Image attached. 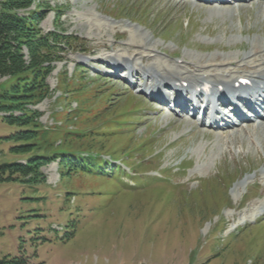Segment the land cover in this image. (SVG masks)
<instances>
[{
	"label": "rangeland",
	"instance_id": "374dc122",
	"mask_svg": "<svg viewBox=\"0 0 264 264\" xmlns=\"http://www.w3.org/2000/svg\"><path fill=\"white\" fill-rule=\"evenodd\" d=\"M37 3L47 6L38 23L43 33L82 41L50 63V95L0 108V166L54 152L97 158L91 170L68 171L56 159L41 165L39 176L0 179V259L264 264V122L210 132L196 119L162 111L137 90L143 83L131 86L122 72L108 73L116 68L112 56L131 54L145 65L134 52L148 40L155 47L150 62L172 67L184 55L243 53L264 42V0L243 4L224 20L209 15L215 6L193 0H34L20 13ZM139 26L147 33L133 29ZM233 37L238 40L229 42ZM13 81L1 78L0 92ZM23 115L32 118L27 125L7 120ZM52 118L56 125L49 127ZM103 158L109 164L97 163ZM9 172L0 170L4 178Z\"/></svg>",
	"mask_w": 264,
	"mask_h": 264
},
{
	"label": "trees",
	"instance_id": "16d2710c",
	"mask_svg": "<svg viewBox=\"0 0 264 264\" xmlns=\"http://www.w3.org/2000/svg\"><path fill=\"white\" fill-rule=\"evenodd\" d=\"M34 0H4L0 1V80L3 77L13 78L14 81L9 88L0 92V100L7 98V104H1L4 108L10 103L17 105L19 102L36 103L42 98L50 95L46 77L52 70V63L62 58L60 53L65 48L74 47L80 38L75 35L58 34L56 32L43 33L38 23L45 17V4L37 3L34 11L21 14L20 10L26 11ZM26 53V54H25ZM28 55V59L26 56ZM48 63L47 65H44ZM1 85V83H0ZM9 101V102H8ZM21 105L17 106L20 107ZM11 108V106H9ZM26 111V109H24ZM32 112L31 110H27ZM33 114H37L36 111ZM12 124L27 125L32 118L23 116L7 117ZM40 123H38L39 125ZM40 126H42L40 124ZM22 132V131H21ZM23 147H29L25 144ZM35 154L28 159L26 164L21 162L5 163L0 170L9 169V176L0 179H11L12 174L18 172L21 176L35 173L39 176L38 168L51 161L60 158L59 167H65L68 171L80 169L91 170L90 164L95 163L92 157L86 161L82 155L74 152H63L57 155ZM97 162L101 164L103 160ZM96 164V163H95ZM42 182L45 181L41 177ZM0 264H30L24 256L5 255L0 259Z\"/></svg>",
	"mask_w": 264,
	"mask_h": 264
},
{
	"label": "bare ground",
	"instance_id": "6f19581e",
	"mask_svg": "<svg viewBox=\"0 0 264 264\" xmlns=\"http://www.w3.org/2000/svg\"><path fill=\"white\" fill-rule=\"evenodd\" d=\"M207 1L211 3L210 4L211 6H215L209 9V15L212 18H214L219 14L218 17L222 18L223 20L227 17L232 16L234 12L238 11L237 8L243 6L238 3H235L234 5L231 3L225 4L226 2L223 0H207ZM234 1L238 2V0H234ZM221 4H223L224 6H222ZM261 13L264 14V9L261 10ZM133 29H137V31L141 33L144 32L143 34L147 33L146 31H143V29H141L140 26H139L140 31L138 30V28H133ZM237 40H238L237 37H233L230 39L229 42L232 43ZM252 44L253 45L251 47V50L247 52L243 57V59H247L244 62L243 67L236 69V72H245L244 74L242 73L234 74L233 73L234 71L228 67V66L237 65L236 58L240 56L239 54L236 53L225 54L221 58H217L216 56H214V57L206 58L204 60L201 59V57L199 58V56L193 58L192 60H189L186 59L185 58L186 55H184L183 63L190 64L192 67H195L196 69H194L193 71L187 69L185 64H181V65L177 64L176 66L172 67L167 62L164 61L150 62L152 59L151 52L155 51L154 49L155 47H151L152 44L150 43L149 40L146 43H144L143 46L140 44L142 48L139 49L138 53L134 52L135 56H140V59L142 60V62H145V65L138 66L134 60L131 61L132 58L131 54L126 58L123 57L122 59L112 56L111 59L113 60L115 66H119L117 67L116 73L122 71V69H126L128 70L129 77L131 78V77H138L140 71L141 72L143 71L144 72L143 79H145L146 82L147 81L149 82L150 80L154 82L151 90L155 93L160 92L162 87L164 86L166 87L169 85L172 86L171 89L177 88L180 91L189 90V89H198L199 87L200 89H203L204 87L209 86L210 91L223 95L226 89L232 88L235 91L248 90L249 86H243V84L238 83L237 79L241 76L247 78L250 81H253V83H255L256 85H259L260 83H264V43H261L260 41H256ZM108 71L111 72L112 70H108ZM222 86L224 87L223 90L221 89ZM206 92H208V90H206ZM222 117L224 118L223 115ZM263 122L264 119H261V121L258 123L260 128H262L261 123ZM243 123H245L244 120L241 121V123L239 124L240 126H234V128L230 129V131L238 130L241 129V127L244 128L245 126H247L244 125ZM211 125L214 126L215 123H212ZM220 137L221 136H219V138ZM221 141H222L221 139L218 140L217 144L221 145ZM204 147H205L204 145H200V147L197 148L195 151L198 152ZM214 153L211 156H209L210 161L207 165H209L212 161L215 160ZM263 176H264V170H263ZM247 182H248V178L241 181L240 185H244ZM257 214L259 213L255 211L253 214H251V217H256ZM245 217H249V215Z\"/></svg>",
	"mask_w": 264,
	"mask_h": 264
}]
</instances>
